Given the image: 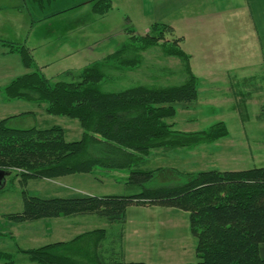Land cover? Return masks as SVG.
Here are the masks:
<instances>
[{"label": "rangeland", "instance_id": "374dc122", "mask_svg": "<svg viewBox=\"0 0 264 264\" xmlns=\"http://www.w3.org/2000/svg\"><path fill=\"white\" fill-rule=\"evenodd\" d=\"M48 1L28 0L29 24L30 15L34 16L36 21L33 30H38L40 26L53 28L67 26L71 20L77 19L76 16H72L77 13L73 10L76 8L67 5L74 3L73 5L76 4L77 7L81 5L79 8L82 9L84 8L82 3L90 0H51V3ZM138 1L110 0L111 9L103 14L108 15L96 17L101 22L91 26L92 34L77 33L69 36L86 41L89 39L91 44L80 47L57 41L50 42L47 47L38 48L36 61L50 63L45 75L59 81L65 78V72L80 73L87 67L104 61L127 43L131 36L128 30H134L137 36H145L152 26L166 25L170 29L160 28L161 32L155 30L151 33L154 39L160 38L156 44L151 45L148 42L139 44L133 41L130 50L123 52L116 62L104 65L102 71L105 79L101 84V90L104 93H119L140 86L150 89L182 86L190 79V74L186 71L188 67L189 72L197 78V99L189 104L176 103L174 105L176 115L168 120V123L172 124L174 130L180 132L206 131L223 123L227 135L191 149H177L167 154L162 151H151L148 156L142 157L136 166V169L156 173L154 179L145 187L128 186L126 182L129 171L108 172L97 169L92 174H71L53 179H31L26 182L20 176L25 171L17 169L8 171L10 175L7 177L5 187L0 191V264H42L33 260L26 252L58 244L61 245L53 253L59 264H111L119 260L116 258L115 250L117 251L121 236V225H111L104 218L61 217L31 223L10 221L8 218L10 215L22 212L24 193L38 198L135 195L146 189L185 185L200 172L214 170L236 172L264 167V120H260L264 117V71L254 66L252 69L247 67L243 69L240 66L241 69L236 68L233 72L230 66H224L225 70L222 71L225 72L224 75L199 79L192 69V56L183 47L184 36L171 24H150L151 22L145 21L143 16L147 12L145 11L147 0H143V9ZM55 9L60 11L59 16L38 21L41 17H48ZM84 10L82 9L80 14L89 12L90 9ZM82 20L88 21V16L82 17ZM56 46L64 48L57 50L56 53L50 49ZM175 49L187 55V67L184 59L169 54V51ZM65 54L68 56H63ZM122 61L136 62V65L133 68L119 67ZM2 80L7 81L5 78ZM16 102L19 105L7 107L9 113L7 115L25 114L23 115L25 117L19 116L27 118L10 124V127L24 130L61 126L68 141H78L82 138L83 130L77 120L50 116L46 113L44 104L37 105L26 100ZM31 112H34L36 117L29 118ZM166 209L131 207L127 211L129 222L141 218L161 219L171 215L178 217L173 218L177 220L173 226H160L163 228L156 226L158 239L163 233L172 231L179 235L178 239L166 242L173 247L174 253L160 256L159 252H153L151 249L149 254H143V261L150 264H197L196 240L190 232L189 214L178 209H173L175 214H166L165 212H169ZM180 248L184 250L179 251Z\"/></svg>", "mask_w": 264, "mask_h": 264}, {"label": "trees", "instance_id": "16d2710c", "mask_svg": "<svg viewBox=\"0 0 264 264\" xmlns=\"http://www.w3.org/2000/svg\"><path fill=\"white\" fill-rule=\"evenodd\" d=\"M110 9V0H95V13L103 15ZM33 20L36 22L34 17ZM160 28L170 29L166 25H154L145 36L128 30L131 34L128 42L104 61L80 73L65 72V78L59 81L48 78L37 67L31 50L25 45L3 41L7 52L20 57L24 68L34 70L17 77L4 89L6 99L44 104L50 116L77 120L83 134L78 141H68L61 126L19 130L8 123L25 114L6 118L0 121V170L25 171L20 175L25 182L92 174L97 169L129 171L126 184L145 187L156 173L136 166L151 151L167 154L226 136L228 132L223 123L199 132L176 131L168 123L176 115V103L189 104L197 99V78L189 72L188 57L182 51H169L170 55L186 61L190 79L182 86L163 89L140 86L119 93L101 90L105 79L102 68L130 50L133 41L156 44L160 38L154 39L151 33L161 32ZM135 65L136 62L122 61L119 67ZM23 199L22 212L8 217L14 223L98 216L111 225H123L131 207L178 209L189 214L197 264H264V167L200 172L185 185L146 189L135 195L38 198L24 193ZM60 245L26 254L42 264H59L53 251ZM111 264L145 263L116 260Z\"/></svg>", "mask_w": 264, "mask_h": 264}, {"label": "crops", "instance_id": "0c3cea01", "mask_svg": "<svg viewBox=\"0 0 264 264\" xmlns=\"http://www.w3.org/2000/svg\"><path fill=\"white\" fill-rule=\"evenodd\" d=\"M48 3H51V0ZM94 3L95 0L82 3L84 11L90 9L89 12L82 14H80L82 9L79 8L81 5L78 7L76 4L73 5L74 3L67 5L76 8L73 10L77 11L72 15L77 19L71 20L67 26L62 28L40 26L38 30H33L35 22L34 16L30 15L31 24H29L28 0H0V121L21 115H7L9 114L7 107L19 104L17 100L8 101L4 89L17 77L34 71L30 72L24 68L20 57L7 52L2 42L25 45L31 50L37 67L45 74V71L49 70L50 63L36 61L39 52L37 49L57 41L80 47L89 44V39L86 41L69 36L77 33L92 34L91 26L101 22L96 17L108 15L95 13ZM138 3L143 9V0H139ZM43 4L45 6V2ZM145 11H147L143 16L145 21L151 22L150 24H171L184 36L183 47L192 56V69L199 79H211L224 75L225 72H222L225 70L224 66H230L233 72L236 68L241 69L240 66L243 69L246 67L252 69L254 66L264 71V0H147ZM60 14V11L55 9L48 14V17H41L39 22ZM85 16H88L89 20L81 21V18ZM62 48L64 47L56 46L50 49L57 53V50ZM5 68H7L6 71ZM31 113L29 118L36 117L34 112ZM23 117L11 119L8 124L27 118ZM166 211H169L165 212L166 214L176 213L173 209H166ZM173 218L178 219L171 215L161 219L141 218L138 221L129 222L127 218L126 223L121 225V236L117 251L115 250L116 258L127 263L150 264L142 258L143 254H149L151 249L153 252H159L160 256L173 254V247L166 242L174 238L178 239L179 235L177 233L175 235L172 231L163 233L159 239L156 237V226L159 228L173 226L177 221ZM183 250L184 248H180L179 251Z\"/></svg>", "mask_w": 264, "mask_h": 264}, {"label": "water", "instance_id": "95a60500", "mask_svg": "<svg viewBox=\"0 0 264 264\" xmlns=\"http://www.w3.org/2000/svg\"><path fill=\"white\" fill-rule=\"evenodd\" d=\"M9 175L10 173L8 171L0 170V191L5 187Z\"/></svg>", "mask_w": 264, "mask_h": 264}]
</instances>
